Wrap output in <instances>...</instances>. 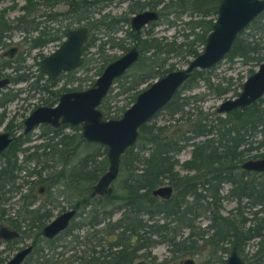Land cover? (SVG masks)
I'll list each match as a JSON object with an SVG mask.
<instances>
[{
    "label": "trees",
    "instance_id": "trees-1",
    "mask_svg": "<svg viewBox=\"0 0 264 264\" xmlns=\"http://www.w3.org/2000/svg\"><path fill=\"white\" fill-rule=\"evenodd\" d=\"M218 1L153 0L151 3H145L128 0V12L131 15L148 7L156 10L157 20L170 22L168 19L170 13H187L189 18L184 23L189 29L190 38L178 44L175 40L165 42L152 37L150 27L154 22L149 24V30L135 32L130 29L122 30V25L128 23L130 17L103 13L92 19L89 9L98 5L99 1L96 0H72L68 3L70 6L66 12H56L51 19L55 21L61 15L76 23L85 22L90 39L83 45L82 53L96 40L92 32L90 33L92 30H97L106 36V39L97 46L96 52L99 54L105 41L110 42L111 45L116 44L123 50L127 49L121 46L122 38L113 42L114 38L110 37L111 35L120 32L125 38H129L134 43L132 46L139 51V57L132 66L139 64L141 67L129 77L130 84L126 85L124 90H135L139 84L159 78L171 70V68L162 69L165 58H161L160 54H180L183 51L184 61L187 63V58L197 55L202 50L204 37L214 19ZM24 2L22 14L14 23L15 29L24 33L23 41L29 44L28 49L40 47L54 40L60 42L67 31V26L58 34L57 29L50 32L49 30L52 29L40 26L42 22L38 18L42 15L30 17L31 7L53 6L57 0L54 2L24 0ZM261 17H264V10L246 27L259 36L264 32V22L259 23ZM8 30H11L10 24L0 16V44L1 33ZM243 30L237 34L224 58L230 60L239 57L243 62L253 60L257 66L264 61V46L259 45L253 34L242 36ZM33 31L37 32L35 37L29 34ZM198 45L201 46L200 50H197ZM147 51H150L149 56L142 57ZM4 62L1 65H5ZM82 64L81 59L79 67H82ZM102 67L100 66L99 71ZM69 73L64 75L69 76ZM125 79L123 74L113 83L117 82L122 86ZM21 80H24V77L12 78L14 83ZM197 81H202L208 91L218 96L229 92V88L222 87L220 83L210 82L208 69L193 70L169 102L159 110L166 112V123L155 125L150 122L153 115L138 128L136 142L126 148L119 158L118 172L114 180L120 179L119 182L117 179V186L113 188L111 186L112 190L109 194L88 198L91 185L107 167L104 148L96 143L84 142L77 133L58 134L61 128L52 129L47 125L40 126L41 135L47 137L43 138L45 141L32 146L31 151L27 153L29 147L21 148L25 154L19 164L15 152L27 140V136L12 140L0 153L3 158L0 165V190L5 186L9 187L6 189L9 192L19 189L22 184L14 185L17 177L15 173L32 161L34 164L31 169H26L25 176H33L35 180L28 182L27 189L18 198L23 215L33 214L28 207L35 201L39 189L42 188L44 195L51 199L63 195L68 205L75 208L77 215L81 217L79 222H73L72 219L63 235L70 234V230L74 227L92 228L101 224L102 227L95 230L98 237L94 246L102 244L106 248H99L96 251L99 264H136L138 259L149 260V264H178L174 262L176 257L198 253L196 247L198 240H202L206 248L215 254L227 251L223 246L224 243H229L231 247L239 250L248 240L258 238L257 252L264 254V216H257L264 215V172L247 171L240 167L245 152L264 146V111L258 105L260 98L243 108L232 109L223 115L215 110L204 111L195 104L202 99L201 94L182 95L184 90L192 88ZM241 84L239 83L240 87ZM62 91H64L63 87L54 92L49 91L48 105H51ZM232 93V97L238 94L235 90ZM134 96V93L130 96V102L133 101ZM98 108L104 118L119 117L114 113L110 114L104 105V99ZM3 117V113H0V123ZM255 137L258 139L252 141ZM81 144L91 146V149L75 160L74 156ZM185 146H190L189 156L180 163V167L186 173L179 174L174 170L177 164L175 156ZM252 156L263 157L264 150ZM54 167L56 168L53 169ZM47 169L49 172L42 176V172ZM162 179H166L172 188V193L167 199L151 194L153 189L162 184ZM223 184H228V189L224 196H220L219 191ZM224 197L236 202L238 220L219 215L220 200ZM83 199L88 200L77 201ZM241 199H245L250 208L258 207L250 212L249 219L241 214L239 209ZM38 206L42 209L43 201ZM115 210H120V214L111 222ZM40 215L42 218L37 220L42 222L49 216V212L44 211ZM201 215H205L209 221L205 225V231L203 229L197 231L194 226L195 218ZM247 221H252L253 224L245 227ZM183 230H186L184 235H182ZM70 235L73 242L77 241L76 235ZM203 235H206L205 238ZM155 243L165 244L172 253L169 262L166 260L155 262V259L149 256L148 249ZM140 251L143 252L139 253ZM253 256L256 257L255 254ZM260 257L261 255L259 259ZM215 258L220 264H224V260L218 259V256ZM145 261L144 263L147 264ZM258 262L259 260L256 263Z\"/></svg>",
    "mask_w": 264,
    "mask_h": 264
},
{
    "label": "rangeland",
    "instance_id": "rangeland-1",
    "mask_svg": "<svg viewBox=\"0 0 264 264\" xmlns=\"http://www.w3.org/2000/svg\"><path fill=\"white\" fill-rule=\"evenodd\" d=\"M50 1V0H49ZM72 0H57V3H55L53 6L49 5H38L36 8L31 7L30 8V17L32 16H41L38 18L42 23L40 24L41 27H46V29L50 28L52 30H49L52 32L53 30L57 29L58 34L61 33V30L67 26V30L76 28L78 26H85V22H73L69 18H63L65 16L59 15L55 21L51 19L53 14H56V12L64 13L67 11L70 6L68 3ZM99 1L98 5L96 7H90L89 11L91 12V18L95 19L98 17L99 14H109L112 16H120V17H130L131 14L128 12V0H109L103 2L102 0H96ZM140 2H148L151 3L153 0H139ZM54 2V0H52ZM25 5L24 0H0V16H2V19H5L7 24H10L11 30L6 32V36L1 38V42L3 45L0 47V52L4 49L6 50L9 47H16L17 52L15 53V57L20 56V63L19 67L23 70L28 69L30 72H35V62L37 61L38 52L43 54H48L52 50H54L58 46V41L54 40L51 42L46 43L44 48H31L28 49V43L27 41H23L24 33L21 31H18L15 29V19L19 17L22 14V7ZM144 9H148V7H145ZM61 18V19H60ZM189 17L187 16V13H180V12H173L168 15V19L170 22H166L162 19H158L154 21V23L150 27V33L152 37L162 39L165 42H169L171 40H175V42L183 43L186 40H189V29L187 25L184 23ZM129 20V18H128ZM264 22V17H261L259 19V23ZM26 24V23H24ZM86 27V26H85ZM129 29V22L122 25V30ZM146 29L149 30V25L145 26L141 32H144ZM94 35L96 40L94 41V44H90L86 51L82 53V60L83 64L82 67H77L72 72H70L69 76L61 75L57 78L56 87H63L64 91H72V90H83L92 85L95 78L99 75V68L100 66H104L110 61L114 60L115 58L122 55L125 50L119 48L116 44L111 45L110 42L105 41L104 44H102V51L101 54L99 52H96L97 46L103 42L106 39V36H104L101 32L97 30H92L90 33ZM31 37H35L37 35L36 31H33L29 33ZM188 34V35H187ZM250 34H253V38L257 39L259 41L260 46H264V32L261 36L259 34L254 33L251 31L250 28H245L243 30L242 36H250ZM110 37L114 38L113 42H117L118 38H122L121 46L128 48L132 46L134 43L129 39L125 38V36L118 32L114 35H111ZM90 37L87 38L89 40ZM7 44V46H5ZM200 45H198V49L200 50ZM184 50V48L182 49ZM150 51L144 52L142 54V57L149 56ZM161 58L164 57V63L162 65V69L171 68V70L180 69L186 65V62L184 61V53L183 51L180 54L171 53L168 55H159ZM190 58H187L189 60ZM1 60V59H0ZM106 61V62H104ZM139 65V64H138ZM131 66L125 73V80L122 86H120V83H113L110 87L109 91L107 92L106 96L104 97V105L108 108L110 111V114H116L118 116L121 115V113L133 102L131 101L130 96L134 93L135 95L147 87L154 79H149L145 81L144 83H141L137 86L135 90H124V87L126 85L130 84L129 77L132 76L133 72H136L141 65ZM256 65L253 60H248L247 62H243L239 57H233L232 59H227L226 57L217 62L214 66L209 68V74H210V82L213 84L220 83L222 87L229 88V92L225 93L224 95H216L213 92L208 91V89L203 85L202 81H197L195 84H193L192 88L186 89L183 91L182 95H189V94H201L202 99H199L195 102L196 105L200 106L204 111H214L216 107L218 106L219 102L226 98L232 97V92L240 91L239 83H242V81L251 73H249L250 70L254 71L256 69ZM6 72L10 73L11 71L9 69L6 70ZM20 73H22V70H20ZM156 79V78H155ZM27 81L24 82H17L12 83L10 82L8 85L5 86V88L0 90V94L3 92H8L9 94H15L14 97L6 102L2 107H0V113H3L4 119L0 123V132H6L5 126L9 121L11 124H18L19 128L12 131V135H15L17 132H21V121L24 119L29 112L39 105L42 104V101L40 100L41 95L34 94L30 97L27 95H30V90L27 89ZM55 87V88H56ZM123 88V89H122ZM45 95V94H44ZM25 99H22L24 98ZM45 97V96H44ZM135 97V96H134ZM134 100V99H133ZM259 107L264 111V95L260 98L258 101ZM222 115V114H220ZM167 115L165 111H158L154 116L150 119V122L155 123V125H162L166 123ZM172 121H170L171 123ZM41 125L34 128L31 132L26 134L27 140L20 145V149H18L15 152V157L17 164L20 163L24 156V152L21 151V148H27L26 153L31 151L32 148H30L33 144H35L39 140V136L41 135L42 128ZM79 127L78 126H65L61 130L58 131V134H72L77 133ZM50 135V134H48ZM47 138V137H46ZM258 139V137H255L253 140ZM255 143L252 144L254 146ZM91 149V146H88L86 144H81L80 148L78 149L76 155L74 156V159L76 160L77 157L79 158L84 152L89 151ZM189 150L190 146H185L182 148L175 156V159L177 160V164L174 166V170H176L179 174H185L186 171L183 170L180 167V163L183 162L185 159L189 156ZM263 147H258L256 149L248 150V152H245L243 154L244 159H255L260 157H253L252 155L259 154L263 152ZM73 159V161H74ZM2 156H0V165L2 163ZM51 164V162H48ZM33 162H29L26 165L23 166V168L19 171H17L16 179L14 185L22 184L21 187L17 190L7 191L6 189H9L8 186H5L3 190H0V194H2L3 198L0 200V209L6 210V217L10 216L13 217L14 214H16V208L19 206L18 198L19 195L24 193L29 185V181L35 180L33 176L26 177V169L29 170L33 166ZM54 167L53 169H55ZM49 172V169L44 170L42 172V176H45L46 173ZM117 179L111 183L112 188L114 186H117ZM120 179V178H119ZM118 179V182H119ZM24 180H27L25 182ZM162 185H168L166 179H162ZM228 189V184H223L221 186V189L219 191L220 196H224L226 190ZM56 189H54V192ZM39 201V200H38ZM68 203L65 201L63 195H57L55 197L54 202L52 204V207H50V217L47 218L45 223H47L51 218L59 214L62 209L67 208ZM237 206L236 202L232 199L222 198L220 200V206L218 209V213L221 216L234 218L235 220L239 219V216L237 215V211L235 210V207ZM63 207V208H62ZM258 207H249L247 201L245 199H241L239 202V209L241 210L242 216H244L246 219L250 218V212L253 210H256ZM15 210V211H14ZM120 214V210H115L112 213L111 216V222H113ZM206 215V214H205ZM205 215L198 216L194 220V226L196 230L205 228V225L209 222L208 218ZM257 216L261 217L264 215L258 214ZM144 217V216H143ZM156 218V217H155ZM81 217L79 215H76L73 219V222H79ZM253 224L252 221L245 222L246 226H251ZM101 224L96 226V228H101ZM205 231V230H204ZM90 232V228H87V226H80L79 228L74 227L72 230H70V234L76 235L78 239H84V236H88ZM70 234L63 235L62 238L57 241V246L60 244H64L65 248L68 249L66 252L67 255L70 253V249L73 247L74 242L72 241V237ZM186 234V230L182 231V235ZM206 235H203L205 238ZM153 238V237H152ZM26 239V238H25ZM258 238H254L253 240H248L239 250H237L238 255L243 259L244 264H264V254L257 252V241ZM23 243H25V240H21ZM56 246V247H57ZM224 247L227 248V251L225 253H213L210 251L209 248H206V245L202 243V240H198L196 243V247L198 249V253H191L187 256L183 257H176L174 259V262H177L178 264H183L182 261L187 258H192L194 260V264H220L218 261H216V256H218V259L224 260L226 256L228 255V252L230 250L231 245L229 243H224ZM77 248V246H75ZM99 248V247H98ZM61 248L58 247L54 251H59ZM149 256L153 257L155 259V262L159 261H168L170 258H172V253L166 248V245L163 243H155L153 244L149 249ZM143 251H140L139 253H142ZM258 253V254H257ZM255 254L256 257L253 255ZM70 255V254H69ZM261 255L260 259L259 256ZM66 256V255H65ZM143 262L145 261L142 259ZM257 260H259L258 263ZM149 260H146L145 262L147 264ZM255 261V262H254ZM95 264H99V261L96 260Z\"/></svg>",
    "mask_w": 264,
    "mask_h": 264
},
{
    "label": "water",
    "instance_id": "water-1",
    "mask_svg": "<svg viewBox=\"0 0 264 264\" xmlns=\"http://www.w3.org/2000/svg\"><path fill=\"white\" fill-rule=\"evenodd\" d=\"M263 10L264 0H219L210 29L204 37L202 50L191 57L184 67L166 72L139 91L119 117L104 118L98 107L113 81L137 61L139 52L135 46L129 47L122 55L107 63L90 87L63 92L53 106L34 108L23 120L22 133L26 134L40 124L52 128L60 125L78 126L79 137L84 142L99 144L105 150L107 167L92 185V194H109V183L117 175L119 158L126 148L136 142L138 128L169 102L193 70L209 69L222 60L237 34ZM157 17L156 10L152 9L136 12L129 18L130 29L139 30L147 23L156 21ZM87 37L85 26L67 30L59 45L41 60L40 71L52 78L78 67ZM7 83V77L0 79V89ZM263 95L264 61L242 81L238 94L219 102L215 111L224 114L235 108H243ZM11 140L8 132H0V153L9 146ZM240 167L247 171L264 172V156L245 159ZM171 192L169 185L158 186L151 191L152 195L162 199H167ZM74 214L75 211L69 209L56 215L43 226V236L52 238L64 230ZM0 235L14 238L18 234L14 230L0 227ZM29 250V247L19 250L8 264H18ZM184 263L192 264V259H186ZM224 264H243L235 247L230 249Z\"/></svg>",
    "mask_w": 264,
    "mask_h": 264
},
{
    "label": "flooded vegetation",
    "instance_id": "flooded-vegetation-1",
    "mask_svg": "<svg viewBox=\"0 0 264 264\" xmlns=\"http://www.w3.org/2000/svg\"><path fill=\"white\" fill-rule=\"evenodd\" d=\"M128 22H129V20H128ZM151 23H153V22L147 23L146 25L142 26L139 30H136L135 32L141 31L145 26H148ZM129 29H130V26H129ZM6 32L7 31H3L1 33V36L5 37L7 35ZM60 42H58V45H59ZM0 45L2 46L3 43L1 42ZM45 45L46 44L41 45L40 47H36V49L37 48L42 49V48H44ZM5 46H7V44H5ZM16 52H17V48L16 47H9L6 50L3 49L0 52V59H1L0 60V79H2L4 77H7L8 78V83L6 85H8L10 82H12V78H14L16 76L24 77V80H21V81H18V82H24V81L28 82L27 83V89L30 90L31 93H29L30 95H27V96L30 97V96L34 95L35 93L39 94V95H41L40 100L42 101V104H44V105H39V106H53L57 102L58 97L63 92H66V91H62L60 93V95L55 99V101H53L51 105H48L47 100H48V98L50 96V94H48L49 91L50 92H54L56 89L61 88V87H56L57 78L59 76H61V75H64V74L69 73V72H72L74 69L70 70L68 72H65V73L61 72L56 77L49 78V77H47V75L45 73L40 71V62L47 54H43L41 52L40 53L38 52V56H36L38 59L35 62L36 70L33 73V72L28 71V69L23 70L21 68H18L19 67L18 65H19L21 59H20V56H18V55H17V57H15L16 56L15 55ZM2 62H4L5 65H1ZM103 67H102V69H103ZM7 69H9L11 72L10 73L6 72ZM102 69L100 70V72L102 71ZM20 70H22V73H20ZM100 72H99V74H100ZM12 83H14V82H12ZM5 86L2 87L1 89L5 88ZM14 95L15 94H9L8 92L1 93L0 97H3V98L0 99V102H2L0 107H2L6 102L11 100L14 97ZM22 99H25V97L22 98ZM36 107H38V106H36ZM3 119H4V117H3ZM23 120L24 119H22L21 124H20L21 127H22L21 132L20 133L17 132L15 135H12L11 133H12L13 130L19 128V125L18 124H11L10 121H9V123L6 124V126H5V129L7 130L6 132L9 133V135L12 138V140L17 139L18 137L25 136L26 134H28L29 132H31L33 130L32 129L28 133L23 134L22 133ZM40 125H45V124H40ZM37 126H39V125H37ZM65 126H70V125H60L57 128H52L50 126L49 127L52 128V129H59V128L62 129ZM71 127H73V126H71ZM78 131H79V129H78ZM77 134H78V132H77ZM78 136H79V134H78ZM43 138H46V137L40 135L39 136V140L35 144H33L32 146H35V145H37L38 143H40L42 141H45ZM12 140H11V142H12ZM32 146L30 148H32ZM112 181L109 183L110 187H111ZM92 185H91V187H92ZM111 190H112V188H111ZM38 191H39V193L36 196L35 201H33V203L31 205H29V207H28V209H30L29 211L33 212V214H31V215L24 216L23 213H22L23 210H21L20 207L18 206L16 208V211L14 210L16 212V214H14L13 217H10V216L6 217V210L0 209V227H5L8 230H14L18 234L17 237H14V238H4V237H2L0 235V264H8V262L11 260V258L19 250H21V249H23L25 247H29L30 250L18 264H95L96 260L99 261V259L97 258V256H98L97 254L98 253L96 251L99 248L105 249L106 246H103L102 244L100 245L101 247L100 246H94L96 244V242H97V237H98V235L95 234V230L97 229L96 226H94L92 228L90 227V232H89L87 237H84V239H78L77 236H76V240L77 241H74L73 247L69 250L70 251V253H69L70 255L69 254L67 255L66 252L68 251V249L65 248L64 244H60L59 246H57L58 245L57 241H59L62 238L63 233H64V231H66V229L69 226L71 220L74 219V217L77 215V210L75 208L70 207L69 205H67L66 209H64L62 207L63 209L61 211V212H63L65 210H69V209H73L75 211L74 216L69 220L66 228L64 230L58 232L57 234H55L52 238H46V237L43 236V234H42L43 226L45 224H47L52 219L51 218L47 223H45V221H44V220H46L47 218L50 217V207H52L54 199L46 197L44 195V190L42 188L39 189ZM96 195L97 194H92V188H90V190L88 192V198H92V197H94ZM2 198H3V196H2V194H0V200ZM87 200L88 199L77 200V201L78 202L79 201L86 202ZM42 201H43L44 206H42V209H41V208H39L38 205ZM44 201L46 203H44ZM43 210L45 212L48 211L49 212V216L44 218L42 222H39L37 219L38 218H42L40 213L44 212ZM21 240H25V243H23V241H21ZM84 242L86 243V245H84ZM75 246H77V248ZM58 247H60L61 249L59 251H54ZM187 259H192V258H187ZM182 263L185 264L184 260L182 261ZM194 263L195 262L192 259V264H194ZM136 264H145V263L143 262L142 259H138ZM243 264H244V261H243Z\"/></svg>",
    "mask_w": 264,
    "mask_h": 264
}]
</instances>
